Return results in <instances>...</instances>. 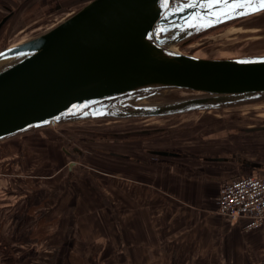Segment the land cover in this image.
I'll list each match as a JSON object with an SVG mask.
<instances>
[{"label":"rangeland","instance_id":"obj_1","mask_svg":"<svg viewBox=\"0 0 264 264\" xmlns=\"http://www.w3.org/2000/svg\"><path fill=\"white\" fill-rule=\"evenodd\" d=\"M22 1L0 0V20L15 10L0 28V48L43 33L89 0H27L20 7ZM173 48L205 58L264 54V11ZM197 94L170 89L141 103ZM262 126L264 99L168 116L56 123L0 141V264H134L128 262L138 247L129 236L133 215L123 214L130 183L124 169L137 173L162 161L183 169L195 164L206 173L213 168L207 157L233 153L264 161V129H252ZM133 198L137 207L138 197ZM190 253L173 261L206 264L205 256ZM216 260L210 264H219Z\"/></svg>","mask_w":264,"mask_h":264},{"label":"water","instance_id":"obj_2","mask_svg":"<svg viewBox=\"0 0 264 264\" xmlns=\"http://www.w3.org/2000/svg\"><path fill=\"white\" fill-rule=\"evenodd\" d=\"M234 3L244 0H90L43 33L0 48V141L56 123L168 116L263 100L264 54L205 58L172 49L264 11L258 0L252 5L257 11H229ZM13 14L2 16L0 28ZM170 89L199 94L141 103ZM207 161L264 167L236 153Z\"/></svg>","mask_w":264,"mask_h":264},{"label":"crops","instance_id":"obj_3","mask_svg":"<svg viewBox=\"0 0 264 264\" xmlns=\"http://www.w3.org/2000/svg\"><path fill=\"white\" fill-rule=\"evenodd\" d=\"M207 162L213 168L206 173L195 164L192 169H183L162 161L153 169L140 167L137 173L136 169H124L130 183L122 196L123 214L126 219L133 215L129 216V220L134 218L128 222L129 236L138 247L129 252L128 262L175 264L174 257L191 252L193 258L205 256L206 264L215 259L219 264H264V222L247 229V219L231 222L218 210L221 186L226 180L244 175L245 171L264 175V167L247 166L245 170L229 161ZM133 197H138L137 207Z\"/></svg>","mask_w":264,"mask_h":264},{"label":"built area","instance_id":"obj_4","mask_svg":"<svg viewBox=\"0 0 264 264\" xmlns=\"http://www.w3.org/2000/svg\"><path fill=\"white\" fill-rule=\"evenodd\" d=\"M218 210L231 222L247 219V229L259 227L264 222V175L244 174L226 180Z\"/></svg>","mask_w":264,"mask_h":264},{"label":"snow or ice","instance_id":"obj_5","mask_svg":"<svg viewBox=\"0 0 264 264\" xmlns=\"http://www.w3.org/2000/svg\"><path fill=\"white\" fill-rule=\"evenodd\" d=\"M219 3L220 0H217ZM224 3L227 4V0H224ZM259 8H264V0H258ZM253 0H244V3H234L229 8V11H234L236 8H244L245 6L248 7L249 11H257V7H253ZM223 15H226L225 13H222ZM237 14H247V13H237Z\"/></svg>","mask_w":264,"mask_h":264},{"label":"bare ground","instance_id":"obj_6","mask_svg":"<svg viewBox=\"0 0 264 264\" xmlns=\"http://www.w3.org/2000/svg\"><path fill=\"white\" fill-rule=\"evenodd\" d=\"M90 1V0H89ZM31 37V36H30ZM172 49H174L173 47H172ZM175 50V49H174ZM145 103V102H144ZM145 104H147V103H145ZM150 104V103H149Z\"/></svg>","mask_w":264,"mask_h":264}]
</instances>
